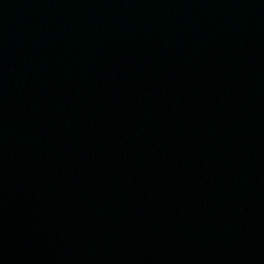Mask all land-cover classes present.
Here are the masks:
<instances>
[{"label":"water","instance_id":"obj_1","mask_svg":"<svg viewBox=\"0 0 264 264\" xmlns=\"http://www.w3.org/2000/svg\"><path fill=\"white\" fill-rule=\"evenodd\" d=\"M0 264H264V0H0Z\"/></svg>","mask_w":264,"mask_h":264}]
</instances>
